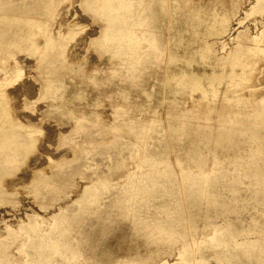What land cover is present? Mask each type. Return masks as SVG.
<instances>
[{
	"label": "rangeland",
	"instance_id": "374dc122",
	"mask_svg": "<svg viewBox=\"0 0 264 264\" xmlns=\"http://www.w3.org/2000/svg\"><path fill=\"white\" fill-rule=\"evenodd\" d=\"M1 31L0 109L32 128L0 264H264V54L234 56L264 0H0Z\"/></svg>",
	"mask_w": 264,
	"mask_h": 264
},
{
	"label": "bare ground",
	"instance_id": "6f19581e",
	"mask_svg": "<svg viewBox=\"0 0 264 264\" xmlns=\"http://www.w3.org/2000/svg\"><path fill=\"white\" fill-rule=\"evenodd\" d=\"M204 17L206 18V20H209V22L210 21L212 22V21H215L218 19L217 15H215L213 13H205ZM15 18L18 20L19 19L22 20L24 23L23 24L24 27L22 26L19 29L20 33L24 31L25 27L26 28L32 27L33 25L35 26V25H37V22H38V21L32 20L33 18H26L24 21V18L17 17V16L16 17L8 16L6 20H11V19H15ZM14 21L16 22V20H14ZM33 21L35 24H32ZM185 22L190 23V24H186V25H189L191 28V30L189 32L184 31V29L186 27H184L185 25H183V24ZM17 23H19V21ZM182 25H183L184 29H183ZM199 25H200L199 18L197 16H191V15H189L185 19L177 20V22L174 24L176 38L174 40H172V43L175 45L180 44L181 48H182V50H181L182 53L185 54L187 57H188V54H190V52H192V50L188 47L187 41L185 43H182V42H184V38H185L184 35L185 34L189 35V33H191V35H192V34L196 33ZM8 30L10 31V29L6 30L7 34H8ZM0 34L2 36L6 35L4 31H1ZM1 41L2 40H1V36H0V43H1ZM51 41H49V42H51ZM263 41H264V37L252 39V42L248 48L243 49V50H239V52L235 51L234 56L239 55V57H240V55H245V54H257V53L259 54V52L264 54V42ZM208 47H209V45H207L206 43H203V45L200 47V49L194 51L193 53L201 54V52L203 50H205L203 52L206 53L208 50ZM201 56H202V54H201ZM193 58L194 57H188L187 60L190 61ZM56 60H54V61H56ZM54 64H56V62ZM15 69H16V67H15ZM216 75L217 74L214 73L211 75V77H215ZM3 78H4V76H3ZM6 99H7V97L5 96V94L0 93V102H2L4 100L6 101ZM30 128H32V126L25 125V124H23L22 121L16 120L12 116H10L9 111H6L5 109H0V168H2L4 166L12 165L16 161L17 156L21 157L25 153V151H24L25 147L27 145H29L31 142L25 136L26 130L30 129ZM187 132L188 131L186 130V127L184 125L183 129H182V137L185 139H192L195 142H198V140L196 139V137L193 134H188Z\"/></svg>",
	"mask_w": 264,
	"mask_h": 264
},
{
	"label": "snow or ice",
	"instance_id": "6c2138e0",
	"mask_svg": "<svg viewBox=\"0 0 264 264\" xmlns=\"http://www.w3.org/2000/svg\"><path fill=\"white\" fill-rule=\"evenodd\" d=\"M21 95H22V96H23V95H27V93L25 92V93H22ZM19 99H20V98L18 97V100H19Z\"/></svg>",
	"mask_w": 264,
	"mask_h": 264
}]
</instances>
